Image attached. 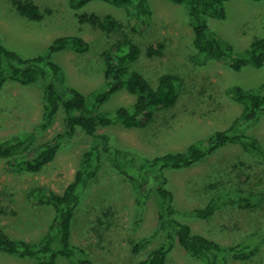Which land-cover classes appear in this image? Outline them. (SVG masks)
<instances>
[{"label": "rangeland", "instance_id": "obj_1", "mask_svg": "<svg viewBox=\"0 0 264 264\" xmlns=\"http://www.w3.org/2000/svg\"><path fill=\"white\" fill-rule=\"evenodd\" d=\"M43 18L32 20L20 14L10 0H0V37L3 44L23 57L44 55L52 41L61 35H80L89 42L87 52L71 49L54 52L51 59L61 66L65 84L85 96L105 88L102 52L113 39L87 23L79 22L77 13L111 14L127 24L125 30L142 49L132 69L156 86L158 76L173 73L180 77L177 103L168 109L155 110L152 120L143 127L125 128L110 125L112 147L129 149L135 154L153 157L168 151H183L190 143H206L215 131L228 127L240 115L242 105L227 89L234 86L259 89L264 85V63L260 67L245 64L234 70L224 60L196 54L193 32L183 5L170 0H149L151 14L142 32L131 31L138 20L120 6L102 0H91L80 9H72L70 0H34ZM50 9L51 12H44ZM209 28L231 44L233 52L244 53L255 38H264V0H227L223 18L208 17ZM163 44L162 55L148 57L146 48ZM43 82L23 85L6 80L0 89V142L25 132H34V145L54 138L64 131L63 113L41 129ZM134 95L120 90L100 107L111 112L130 105ZM264 145V113L258 121L241 126ZM90 138L81 130L65 138L56 157L40 172L11 168L0 157V225L17 240L36 243L48 230L55 213L53 207L28 196L31 188L45 186L62 191L74 177L82 153ZM168 187L173 191L180 211L203 206L212 195L223 190L242 194H262L261 202L241 209L228 202L209 219L181 215L194 233L205 235L222 245L243 242L252 245L264 236V160L239 144L220 147L212 156L181 170L167 169ZM131 183L104 159L96 180L83 191L81 203L71 224V242L85 249L95 264H134L159 246L164 236L157 231L156 200L153 195L140 209L136 206ZM143 242L137 253L131 243ZM0 264H35L31 258H20L0 250ZM56 264H73L58 256ZM166 264H202L189 256L178 244L170 251ZM224 264H264V242L248 260L230 255Z\"/></svg>", "mask_w": 264, "mask_h": 264}, {"label": "trees", "instance_id": "obj_2", "mask_svg": "<svg viewBox=\"0 0 264 264\" xmlns=\"http://www.w3.org/2000/svg\"><path fill=\"white\" fill-rule=\"evenodd\" d=\"M16 10L32 20L43 18V11L34 0H10ZM91 0H70L72 9H80ZM123 7L128 14L134 15L137 24L131 31L142 32L151 14L149 0H102ZM183 5L187 21L193 32L192 45L196 54L216 60H224L234 70L245 64L256 67L264 63V38H255L244 53L233 52L231 44L214 33L208 26L207 18H223L227 0H170ZM44 12L50 13V9ZM81 23L100 30L113 39L109 48L102 52L103 78L105 88L85 96L78 89L65 84L61 66L51 59L54 52L71 49L78 53L87 52L89 42L80 35H61L55 38L44 55L23 57L7 48L0 37V89L6 80L23 85L43 82L44 98L41 129H46L59 112L63 113L64 131L54 138L34 145L35 133L25 132L6 138L0 142V157L5 158L11 168L40 172L57 155L62 141L73 137L81 130L90 138L89 147L84 150L74 177L65 188L57 192L45 186H35L28 196L42 204L53 207L54 217L48 230L36 243L10 237L0 225V250L20 257L31 258L35 264H56L58 256L66 257L73 264H95L90 254L71 242V224L81 203L82 194L96 180L108 159L112 166L128 180L135 191L137 207L145 206L151 195L156 200L157 231L164 238L159 246L150 250L145 257L134 264H166L167 257L175 244L189 256L201 260L202 264H224L230 255L236 260L245 261L255 255L264 242V236L255 238L252 245L236 242L222 245L205 235L194 233L190 225L178 217L190 215L209 219L228 202H237L238 207L246 209L254 200L261 202L262 194H242L235 190H223L212 195L203 206L180 211L175 205L173 191L168 187L167 169L181 170L190 168L207 157L212 156L220 147L239 144L245 151L264 160V145L255 135L241 130V126L258 121L264 113V85L259 89L234 86L227 93L242 105L240 115L231 124L215 131L206 143H190L183 151H168L153 157L135 154L132 150L114 148L109 141L110 132L105 128L120 123L125 128H138L147 125L155 110L173 107L179 97L181 79L173 73L158 76L156 86L139 71L132 69L142 49L125 30L127 24L111 14L77 13ZM163 44H150L146 55H162ZM125 90L134 95L130 105H121L111 112H103L99 107L114 93ZM0 213L4 210L0 206ZM143 242L131 243V252L137 253Z\"/></svg>", "mask_w": 264, "mask_h": 264}]
</instances>
